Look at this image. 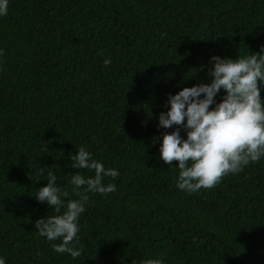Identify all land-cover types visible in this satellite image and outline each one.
I'll return each mask as SVG.
<instances>
[{
    "label": "trees",
    "instance_id": "obj_1",
    "mask_svg": "<svg viewBox=\"0 0 264 264\" xmlns=\"http://www.w3.org/2000/svg\"><path fill=\"white\" fill-rule=\"evenodd\" d=\"M262 48L264 0H8L0 15V258L264 264V156L189 193L177 187L178 162L160 159L162 134L178 126L158 127L169 94L211 82L213 56L235 61ZM81 146L119 175L103 179L115 192L87 193L74 259L54 251L60 239L38 234L35 222L57 213L35 197L52 171L69 193L61 214L80 199L71 175L95 176L71 167Z\"/></svg>",
    "mask_w": 264,
    "mask_h": 264
},
{
    "label": "clouds",
    "instance_id": "obj_2",
    "mask_svg": "<svg viewBox=\"0 0 264 264\" xmlns=\"http://www.w3.org/2000/svg\"><path fill=\"white\" fill-rule=\"evenodd\" d=\"M7 8L8 0H0V15H6ZM261 51L264 53V48ZM110 63V59L104 61L105 66ZM209 63L212 64L208 72L211 82L183 88L174 96L169 94L166 106L170 105V110L159 116V128L178 126L171 134H162L160 159L170 166L173 161L178 162L177 187L189 193L213 188L224 176L238 173L264 156V100L260 90L264 85V54L238 56L235 61L213 56ZM221 90L226 93L222 101L209 110ZM181 128L186 131V139L181 138ZM69 157L72 168L92 169L95 176L71 175L70 183L80 199L68 200L66 211L61 214V195L68 197L69 193L56 184L57 177L48 171L47 186L39 189L35 198L47 203L50 209L54 207L57 215L37 220L34 227L50 242L61 240L59 244H52L56 253H68L75 259L83 251L73 242L79 231L78 218L89 200L87 193L115 192L116 185H105L103 179L115 178L119 172L112 168L106 170L102 163L92 159L84 146ZM53 167L57 166L49 169ZM85 185L83 192L77 191ZM0 264H5V259L0 258ZM142 264H162V261L146 259Z\"/></svg>",
    "mask_w": 264,
    "mask_h": 264
}]
</instances>
